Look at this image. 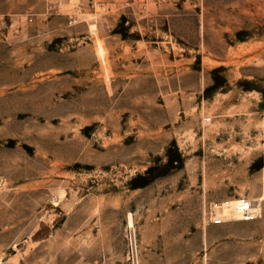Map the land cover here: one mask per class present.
I'll list each match as a JSON object with an SVG mask.
<instances>
[{"label":"rangeland","instance_id":"1","mask_svg":"<svg viewBox=\"0 0 264 264\" xmlns=\"http://www.w3.org/2000/svg\"><path fill=\"white\" fill-rule=\"evenodd\" d=\"M263 196L264 0H0V264H264Z\"/></svg>","mask_w":264,"mask_h":264},{"label":"built area","instance_id":"2","mask_svg":"<svg viewBox=\"0 0 264 264\" xmlns=\"http://www.w3.org/2000/svg\"><path fill=\"white\" fill-rule=\"evenodd\" d=\"M224 205L229 212L237 214L242 220L251 221L258 218L259 212L255 202L250 198H242L237 202L227 201Z\"/></svg>","mask_w":264,"mask_h":264},{"label":"bare ground","instance_id":"3","mask_svg":"<svg viewBox=\"0 0 264 264\" xmlns=\"http://www.w3.org/2000/svg\"><path fill=\"white\" fill-rule=\"evenodd\" d=\"M264 200V196L263 197H260V198H258V199H253V201L255 202V207L257 208V211L259 212L260 211V205H261V202ZM220 204H222V203H220ZM223 206H225V205H223ZM222 206V207H223ZM217 207V206H216ZM218 208V207H217ZM220 209V208H219ZM224 209V208H223ZM215 210V209H214ZM227 210V209H226ZM224 212H225V209H224ZM222 213V214H218V216H219V219H222V218H230V216H229V213L226 211V213ZM215 215V214H214ZM231 215V214H230ZM239 220H242L237 214L235 215ZM228 221V220H227Z\"/></svg>","mask_w":264,"mask_h":264}]
</instances>
